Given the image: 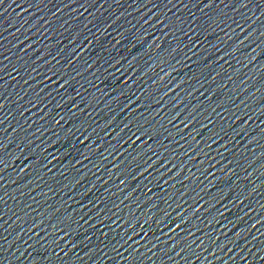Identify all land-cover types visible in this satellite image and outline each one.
I'll list each match as a JSON object with an SVG mask.
<instances>
[{
	"label": "water",
	"instance_id": "95a60500",
	"mask_svg": "<svg viewBox=\"0 0 264 264\" xmlns=\"http://www.w3.org/2000/svg\"><path fill=\"white\" fill-rule=\"evenodd\" d=\"M0 264H264V0H0Z\"/></svg>",
	"mask_w": 264,
	"mask_h": 264
}]
</instances>
